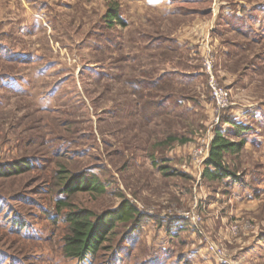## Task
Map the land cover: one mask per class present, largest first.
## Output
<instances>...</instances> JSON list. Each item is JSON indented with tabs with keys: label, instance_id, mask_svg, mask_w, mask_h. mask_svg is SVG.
I'll list each match as a JSON object with an SVG mask.
<instances>
[{
	"label": "rangeland",
	"instance_id": "rangeland-1",
	"mask_svg": "<svg viewBox=\"0 0 264 264\" xmlns=\"http://www.w3.org/2000/svg\"><path fill=\"white\" fill-rule=\"evenodd\" d=\"M218 130L245 141L237 179L195 156ZM21 160L0 175V264H264V0H0V167ZM61 170L106 191L62 195ZM59 200L141 217L79 262Z\"/></svg>",
	"mask_w": 264,
	"mask_h": 264
},
{
	"label": "trees",
	"instance_id": "trees-1",
	"mask_svg": "<svg viewBox=\"0 0 264 264\" xmlns=\"http://www.w3.org/2000/svg\"><path fill=\"white\" fill-rule=\"evenodd\" d=\"M108 22L124 25L117 9H111L108 15ZM225 123L232 126L237 135L244 133L248 128L232 119L225 120ZM169 141L175 142L177 139L171 138ZM183 143L184 140H179ZM245 145V141L240 143L230 142L221 130L216 131L211 144L210 153L205 161L206 173L213 178H232L238 177L229 172L224 164L227 154L240 150ZM30 162L21 160L12 162L0 167V175H14L29 169ZM62 195L71 196L77 191L104 194L105 188L101 182L94 177H86L83 174L71 175L68 171L59 172ZM71 204L66 200L57 202L58 212L68 209L65 221L68 224V234L64 237L63 255L68 259L85 262L90 257L95 256L103 245L109 241L110 236L114 235L117 223H137L141 217L138 210L129 202L124 201L120 207L95 214L87 209L73 210ZM60 214V213H59Z\"/></svg>",
	"mask_w": 264,
	"mask_h": 264
},
{
	"label": "built area",
	"instance_id": "built-area-1",
	"mask_svg": "<svg viewBox=\"0 0 264 264\" xmlns=\"http://www.w3.org/2000/svg\"><path fill=\"white\" fill-rule=\"evenodd\" d=\"M208 70H210V68H208ZM211 82H210V86L211 89L213 90V96L214 99L218 105L219 109H225L228 107V93L221 88H218L215 84H214V77L211 76ZM195 156L197 158H204V157H208L209 156V152H207V150H205L204 148H199L196 153Z\"/></svg>",
	"mask_w": 264,
	"mask_h": 264
}]
</instances>
